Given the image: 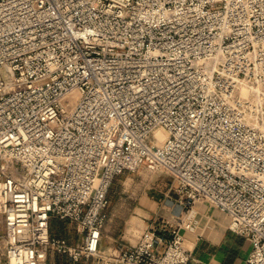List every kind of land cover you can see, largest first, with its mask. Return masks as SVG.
I'll return each instance as SVG.
<instances>
[{
    "label": "built area",
    "instance_id": "built-area-1",
    "mask_svg": "<svg viewBox=\"0 0 264 264\" xmlns=\"http://www.w3.org/2000/svg\"><path fill=\"white\" fill-rule=\"evenodd\" d=\"M142 164L264 264V0H0V264H187L180 224L101 246L112 181Z\"/></svg>",
    "mask_w": 264,
    "mask_h": 264
},
{
    "label": "rangeland",
    "instance_id": "rangeland-1",
    "mask_svg": "<svg viewBox=\"0 0 264 264\" xmlns=\"http://www.w3.org/2000/svg\"><path fill=\"white\" fill-rule=\"evenodd\" d=\"M110 202L107 210H112V228L141 234L148 222L161 224L172 217H178L186 207L179 205V184L175 175L164 168L153 169L146 164L135 169L123 170L117 174L109 189ZM54 227L61 229L68 238L76 236L74 226L61 221L53 222ZM54 264H69L65 254L51 250L47 259ZM46 262L44 264H46Z\"/></svg>",
    "mask_w": 264,
    "mask_h": 264
},
{
    "label": "crops",
    "instance_id": "crops-1",
    "mask_svg": "<svg viewBox=\"0 0 264 264\" xmlns=\"http://www.w3.org/2000/svg\"><path fill=\"white\" fill-rule=\"evenodd\" d=\"M112 210H107V219L101 240L102 248L108 252L116 249L121 242L136 243L141 234L128 231L127 227L119 230L112 228ZM182 218V220H181ZM63 223L71 224L68 220L59 219ZM190 222L189 227L185 223ZM171 225H181L180 231L184 236V245L192 252V258L187 264H249L247 256L251 249V241L245 236L229 228V216L207 200H195L181 216L169 219ZM72 225V224H71ZM161 226L160 222H148L144 230L149 227ZM64 235L63 233H58ZM170 236V232H165ZM72 239V238H70ZM46 264H54L49 260Z\"/></svg>",
    "mask_w": 264,
    "mask_h": 264
},
{
    "label": "bare ground",
    "instance_id": "bare-ground-1",
    "mask_svg": "<svg viewBox=\"0 0 264 264\" xmlns=\"http://www.w3.org/2000/svg\"><path fill=\"white\" fill-rule=\"evenodd\" d=\"M155 133L159 136V141H162L166 136L165 131L161 128L156 129Z\"/></svg>",
    "mask_w": 264,
    "mask_h": 264
},
{
    "label": "trees",
    "instance_id": "trees-1",
    "mask_svg": "<svg viewBox=\"0 0 264 264\" xmlns=\"http://www.w3.org/2000/svg\"><path fill=\"white\" fill-rule=\"evenodd\" d=\"M57 221H60V220H58V219H54V220H53L54 223L57 222ZM53 232L58 234V233H62V230H61V229H57V228L54 227V225H53Z\"/></svg>",
    "mask_w": 264,
    "mask_h": 264
}]
</instances>
